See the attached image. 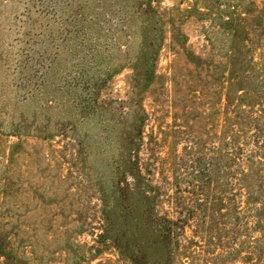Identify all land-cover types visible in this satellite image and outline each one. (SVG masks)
<instances>
[{
  "label": "rangeland",
  "instance_id": "rangeland-1",
  "mask_svg": "<svg viewBox=\"0 0 264 264\" xmlns=\"http://www.w3.org/2000/svg\"><path fill=\"white\" fill-rule=\"evenodd\" d=\"M133 159L194 209L149 264H264V0H0L5 249L129 264Z\"/></svg>",
  "mask_w": 264,
  "mask_h": 264
},
{
  "label": "trees",
  "instance_id": "trees-1",
  "mask_svg": "<svg viewBox=\"0 0 264 264\" xmlns=\"http://www.w3.org/2000/svg\"><path fill=\"white\" fill-rule=\"evenodd\" d=\"M231 75H234V70H231ZM230 80H232V76ZM238 90H242V88ZM128 165L133 169V173L130 174L132 182L126 183V188H118L117 191L129 195L128 200L130 201V209L125 218L130 223L128 231L130 240L123 248L127 253L126 259L129 264H149L148 256L156 254L169 256L180 251V234L189 221L194 218V209H183L177 202H169L171 214L169 212L159 214L155 210L159 187L149 184L145 177L141 176L136 159L130 160ZM123 190L124 192H122ZM107 222L109 223L108 217ZM108 228H110V224ZM114 241L119 242V239ZM4 246L5 244L0 240L2 264H26L22 260L20 261L15 254H11L12 250L7 251L5 249L7 247ZM118 249L120 251V245ZM184 253L182 251L178 254L185 255ZM155 264L161 263L156 262Z\"/></svg>",
  "mask_w": 264,
  "mask_h": 264
}]
</instances>
